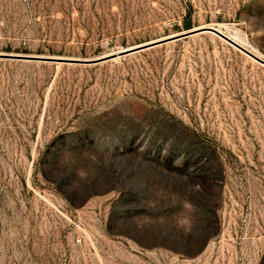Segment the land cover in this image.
Listing matches in <instances>:
<instances>
[{"label": "rangeland", "instance_id": "1", "mask_svg": "<svg viewBox=\"0 0 264 264\" xmlns=\"http://www.w3.org/2000/svg\"><path fill=\"white\" fill-rule=\"evenodd\" d=\"M204 27L264 59V0H0V264H264V65L150 46Z\"/></svg>", "mask_w": 264, "mask_h": 264}, {"label": "water", "instance_id": "2", "mask_svg": "<svg viewBox=\"0 0 264 264\" xmlns=\"http://www.w3.org/2000/svg\"><path fill=\"white\" fill-rule=\"evenodd\" d=\"M199 32H209V33H212V34L216 35L217 37H219L220 39H222L223 41H225L226 43H228L232 47L236 48L240 52L244 53L245 55H247L251 59L255 60L256 62H258V63H260L262 65H264V59H260L259 57L254 55L252 52H250L249 50H247L246 48H244L243 46H241L240 44H238L234 40H232L229 37H227L225 34L220 32L218 29L212 28V27H204L203 29H198V30H195V31H188V32L182 33L180 35H176L174 37H171L170 39H166L164 41H160L158 43H154V44H152L150 46L157 45V44L163 43L165 41L176 40V39L188 37L190 35H194V34H197ZM142 48L143 47H139V48H136V49H131L130 51H125V53L134 52V51H137V50L142 49ZM0 57H3V58H24V57H19V56H9V55H1V54H0ZM37 59H39V60H52V59L46 58V57H39Z\"/></svg>", "mask_w": 264, "mask_h": 264}, {"label": "bare ground", "instance_id": "3", "mask_svg": "<svg viewBox=\"0 0 264 264\" xmlns=\"http://www.w3.org/2000/svg\"><path fill=\"white\" fill-rule=\"evenodd\" d=\"M203 29V28H202Z\"/></svg>", "mask_w": 264, "mask_h": 264}]
</instances>
